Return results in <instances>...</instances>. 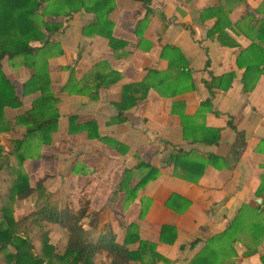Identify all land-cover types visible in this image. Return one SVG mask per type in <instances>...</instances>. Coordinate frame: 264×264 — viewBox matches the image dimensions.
Instances as JSON below:
<instances>
[{
    "label": "crops",
    "instance_id": "1",
    "mask_svg": "<svg viewBox=\"0 0 264 264\" xmlns=\"http://www.w3.org/2000/svg\"><path fill=\"white\" fill-rule=\"evenodd\" d=\"M85 2L101 7L98 17L83 8L65 13L63 1L64 12L40 15L44 1L35 17L49 27L40 26L48 43L37 64L45 66L57 117L50 143L34 144L23 161L24 172L33 166L39 177L29 183L30 195L41 190L38 200L51 204L46 194L71 193L74 208L84 200L86 231L100 227L98 214L119 208L115 241L136 225L137 239L124 244L135 254L126 264H261L264 226H251L264 216L250 210L264 196L255 195L264 174V73L244 75L253 63L244 51L255 35L251 27L264 20V0ZM215 22L220 30L209 35ZM0 65L21 99L19 107L4 108L12 118L40 92L22 93L33 68L6 56ZM211 76H224L221 87L207 88ZM210 129L217 130L214 143ZM175 153L183 157L174 170ZM138 162L156 172L124 200L147 171ZM25 198L14 199L13 215ZM240 209L242 218L224 233Z\"/></svg>",
    "mask_w": 264,
    "mask_h": 264
},
{
    "label": "trees",
    "instance_id": "2",
    "mask_svg": "<svg viewBox=\"0 0 264 264\" xmlns=\"http://www.w3.org/2000/svg\"><path fill=\"white\" fill-rule=\"evenodd\" d=\"M44 1H49V4L41 9L40 15L47 12L52 15L60 13V8L63 7L59 3L61 1L66 6L65 13L83 8L95 12L98 17V12L101 11L100 6H88L85 0H0V60L6 56L9 60L33 68L30 78L22 84V93L29 90L40 92L38 99L31 102L29 109L15 117L6 118L4 108L19 107L21 99L5 77L0 65V134L7 133L15 126L24 128L22 135L11 141L13 157L9 163H5L0 146V252L4 254L5 264H94V259L97 256L105 257L108 264H126L135 255L124 246L129 240L137 239L136 225L132 223L126 227L122 243H118L115 241V235L111 229L105 232L98 231L93 237L88 235V232L82 227V219L86 212L84 205L74 208L69 205L58 206L49 204L48 201H41L23 216L15 218L13 215L14 199H23L34 191L22 169L23 161L30 156L28 152L35 151L32 147L34 144L38 148L40 144L50 143V135L56 130L57 114L53 107L54 98L48 90L45 66L42 69L37 64L39 50L48 43L47 35L40 26H46V30H49V27L43 22L35 21L36 15L39 14L38 10ZM219 27L221 24L215 22L209 35L220 30ZM247 27L249 26L247 25ZM251 29L254 30L255 35L244 52L250 54L253 63L251 62L244 69L245 76L251 73L255 75L264 73V48L262 47L264 44V20L255 27L252 26ZM36 40L39 44L31 45V42ZM260 65L263 68H259ZM223 79L224 76H211L207 88L221 87ZM123 101L116 106L117 109H121ZM118 112L120 114L121 111L118 110ZM210 130H212L210 142L214 143L217 130ZM170 156L175 170L176 164L183 156L180 153ZM135 167H145L147 171L138 179L133 189L126 187L127 196L124 200L131 199L138 187L142 186L156 172L154 167L143 162H138ZM149 172L153 173L148 174ZM128 173L129 170L125 169L123 178L127 177ZM123 184L119 188L123 187ZM259 185L255 194L258 197L264 192V174L260 176ZM241 207L246 208L247 206L242 205ZM250 212L257 217H262L261 214L264 216V196H261L260 205H256ZM241 213L240 209L224 233H230L238 224L242 218ZM48 223L58 225L65 232V241L61 252H56L54 245L48 242L47 230L44 229ZM263 226L264 223H253L251 229L254 231L257 227L259 229ZM141 243L139 241V245ZM259 260L261 264H264V255Z\"/></svg>",
    "mask_w": 264,
    "mask_h": 264
},
{
    "label": "rangeland",
    "instance_id": "3",
    "mask_svg": "<svg viewBox=\"0 0 264 264\" xmlns=\"http://www.w3.org/2000/svg\"><path fill=\"white\" fill-rule=\"evenodd\" d=\"M20 128H22L20 132L8 133V131H7V133L4 132V133H1L0 134L1 152L4 155V161H5V163H9L10 160H11V158L13 157L12 156V143H11V141L13 139H16V138H18V137H20L22 135V132L24 131V128L23 127H20ZM28 153L30 154V156H32V155H34L35 151H30ZM27 172L28 173L26 175L28 177L29 183L31 185L35 184L36 181H37V178L39 179V177H37V173L34 170V167L33 166H29L28 169H27ZM51 174H53V168L51 169ZM50 177H53V175H51ZM48 181H49L50 188H52V190H53L54 186L56 185L55 182H54V178H51ZM71 184L72 183H69L67 181V182H65L63 184V186L64 185L65 186L67 185L68 187H70ZM74 185L77 186L78 184L75 183ZM41 187H42V185H41ZM40 192H41V190L40 191H38V190L35 191L28 198H25V201H20L19 200L20 201L19 203L21 205H18V206L15 205L16 206V209L14 210V216L16 218L19 217V216H23L24 214H26L28 212L29 208L31 207V204H33L36 201L40 202L38 200V198L36 197ZM57 195L59 196V193L53 192V193H51L49 195L46 194V196L49 197V202L52 205H58L59 206V205H63V204H66V203H68L69 206H72L73 205L72 204V196H71L72 194L71 193H68V195L65 197L66 199H59V197ZM75 202H76V200H75ZM85 204H86V202L84 200H81V202L79 203L80 206H83L84 205L86 207ZM119 212H120L119 211V208H116V209L110 211L109 213L103 212L102 214H98L95 217V220H96V222L98 220L100 221L98 223L100 225V227L98 229L95 228L94 230L88 229L87 230L88 235H90L91 237H93V236L96 235V233L98 231L105 232L106 230L111 229V226H113V224L115 223L116 219H119L120 216H121V215H119ZM86 220H87V218L83 219L82 220V223H84L87 226V224H86L87 221ZM47 232L50 233V239L54 243L55 249L57 251H60L62 249V247H63V242L65 240L64 239L65 238V232L63 230H55V231L48 230ZM3 259H4V254H2V252H0V264H5ZM97 262H99L100 264H103V259L102 258H99V259L96 260V263Z\"/></svg>",
    "mask_w": 264,
    "mask_h": 264
}]
</instances>
